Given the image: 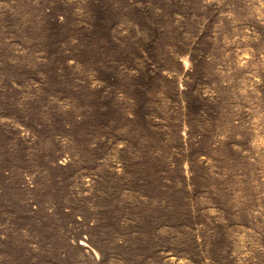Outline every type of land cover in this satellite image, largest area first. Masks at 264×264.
Wrapping results in <instances>:
<instances>
[{
    "label": "rangeland",
    "instance_id": "1",
    "mask_svg": "<svg viewBox=\"0 0 264 264\" xmlns=\"http://www.w3.org/2000/svg\"><path fill=\"white\" fill-rule=\"evenodd\" d=\"M0 264H264V0H0Z\"/></svg>",
    "mask_w": 264,
    "mask_h": 264
}]
</instances>
